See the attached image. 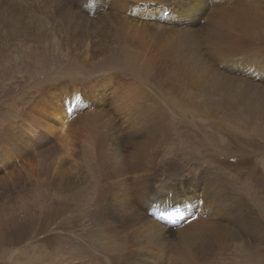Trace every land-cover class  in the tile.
Returning a JSON list of instances; mask_svg holds the SVG:
<instances>
[{"label": "bare ground", "instance_id": "bare-ground-1", "mask_svg": "<svg viewBox=\"0 0 264 264\" xmlns=\"http://www.w3.org/2000/svg\"><path fill=\"white\" fill-rule=\"evenodd\" d=\"M111 1H113L112 4L116 5V11H118L119 13H128V10L126 11L120 9L126 6L125 3H127V0H79L77 2L79 6H76V8L72 7V0H0L1 72H7L11 70L10 67H7L8 62L15 61L17 65H20L21 57H29L30 54L36 61L32 63V69L41 66L42 71H54L56 73L58 71L54 70L51 67L52 65L46 62V64H41L39 63V60L47 61L51 59L54 63H56V61L58 60L57 58H60V60H62L64 58V55L66 54L69 56L67 60L68 62L64 66L69 67L70 63H72L73 65L78 64L79 56L75 51L80 48L79 42L82 41L81 46H83V41L91 38V51L94 49L93 51H96L98 53L96 55V60L93 59L95 55L93 56L91 54V71H104L105 73L108 71H115L116 75H118L117 73H120L118 72V70H121V72H123V74L127 77L124 78L125 82L122 83V85L124 87H130L134 85L136 91L140 93V95H142V97L138 95L142 99L140 98L141 100L135 102V104L133 105V113H129V110H126V113L130 114V117L126 118L127 125L124 126V129L121 128L122 135L117 134V130L115 129L113 122H110V125L112 124L113 132L110 131L111 128L108 130V121L109 119H111V117L105 115L104 111L106 110V107L103 103L101 105L91 103V117L87 115L90 118V124L88 125V122L86 124L89 126V142L91 143L87 146L91 147V176L93 177L95 183V189L91 194V198H95L93 202L95 205L94 208L96 210V216L98 217L97 220L99 221V223H101V225H104L106 223V225H104L102 228V231L104 233L102 238H98L97 248H100L101 246L104 247L103 250L97 254L103 253L112 255L111 258L110 256L106 257L105 255L91 256V264H139V261L142 258H146L149 253L151 254V251L154 250L155 247H160L161 249V246L169 248L170 252L166 251V253H173V255L171 254L170 256H172V258L174 257V260L172 259V262L174 264H254L256 261H260L263 264L264 253L260 248L254 246L253 240L261 230V228L259 227L258 217L261 213L264 214V205L261 208H255V210L253 209V205L251 210H249V208L248 211L244 212L242 209L243 212H240V209L243 206L240 208L239 205L242 204V202H237L236 198L234 197V185L233 182L231 183L228 174H225L216 166L205 164L203 165L201 163H198L200 162V158H197V156L195 157V155L197 154V150L191 149L192 152L190 153L187 152L188 150H185L184 153L186 157L195 162V164H191L193 163L191 162L188 165V168L190 170L199 171L197 175L190 176V178H199L200 182L195 187H188V182H186L188 179L186 181H181L180 183L174 181L168 183L161 190L157 189L151 192V195L145 196L146 192L152 191L153 188L152 186H150L144 190V188L139 187L142 184H146L147 182L144 181L141 176L137 175V173L141 171L145 166H148L149 169L154 168L155 159L158 157H163V150H168L166 152V155L175 156L174 154L179 153V148L183 145L180 143V133L178 134V131L175 129V125L176 122L187 121L180 118L179 114H184L186 116L190 115L192 119L194 117V114L200 115L202 117H205L207 115H210L212 117V115L215 116L216 114L214 112H218L219 114L223 113V117L225 119L221 120L228 123V125H233L235 129L242 131V133L243 131H247V133H255L257 129L258 131H261V133L260 131L259 133H257L260 136L264 137V130L262 131L258 127H264V89H261L259 91V93L263 96L261 100L250 97L232 98L230 96V93H228V91L234 89H240L245 92H250L256 89L257 86H261V84L264 83L263 77L259 82H251V84L247 87L241 86L240 82H235L238 80L236 77L241 75L242 70L244 72L245 64H248L253 59H255V61H263L259 64L254 65L253 67H250L249 70V66L246 67L248 74L252 75L258 70L260 72V76H264V26L259 29L257 25L258 23L254 24V17H257L258 14H253L254 12H251L253 9L248 7L250 8L248 9V13L249 17H251V20H249L248 17L246 19H243L246 25L248 24V29L245 26H242L244 32L240 31V33L237 34L238 32H236L234 28L231 27V29H229L228 27L223 26V18L219 16L221 14L224 15V19L226 17V9H220L225 8V0H210L209 2L212 3V5H210L207 0H160L162 2H165L163 6L165 5L167 9H169V6L171 7L170 11L172 10V4L181 6L182 9L187 10L191 15L194 16L195 22L196 20L199 21L200 17H202L205 12L208 11L209 14L213 13L212 16H209L208 14V21H205V24L202 26V30L204 31L205 36H208L209 39H212V42L210 41L211 43H209L212 46V50L209 49L210 53L208 54V56L210 57L209 59H213V61L217 62L216 69L218 72L215 73L220 74L219 77L216 74L217 78L215 79L216 85L219 86H214L213 84L212 87L205 84L206 87L202 88L201 86H198L200 83L197 81L198 83L195 84L199 88L193 87V90H191L192 86L194 85L191 86V89L189 86V89L188 87H184L185 91L183 88V93L179 92V96H176L178 93L176 92L174 94L175 96L173 95L172 97V101L161 102L156 101L153 96H147L143 91L142 85L138 83L143 82L153 84L152 81L149 82L147 80L150 75H147V72L144 71L145 69L142 68V71H137L135 68L138 67L130 64L132 61L131 56L128 54L126 55V53L124 52H122L118 56H114V54L121 51L116 50L117 46L114 48L110 46V43L113 42L108 39L107 33L109 28L114 27L118 31L119 27L122 24V27L126 29L130 28L128 29L130 32H133L137 28H143L141 25L140 27L133 26L136 20H129L127 19V16H123V14H120V16L118 12L109 13L106 10V6H110ZM160 1L157 0L156 3H161ZM98 3L102 4L101 6L102 8H104V12H100L106 16L100 17V15L97 17H90L91 21L88 22V17L90 16L91 12L87 9H90L91 11L95 10L94 4L96 6V4ZM241 4H243V6H246V3L244 2ZM85 6L87 9L85 8ZM97 7L96 11L101 10V8ZM150 9L151 7L149 8V10L144 9L145 16H150L151 14H153L152 11L150 12ZM174 12H176V14L172 13V16H174L176 20H185V18L180 15L182 13L181 9L177 10V8H174ZM178 12H180V14ZM263 16L264 14H260L258 17L260 19ZM115 19L118 20L116 21ZM138 20H141V18L138 17ZM225 20H227V18ZM231 20L233 19L231 18ZM185 21H187V23L185 25L183 24V26L192 24L191 17L187 16ZM33 23L35 28L27 27V24ZM183 28L184 29H178V31L180 32V30H182L181 33L184 31L187 32L188 35H190L192 30L188 32L187 29L190 28ZM119 36L120 34L118 35V37ZM181 36H183V33ZM192 36L193 35H191V37ZM195 36L193 37V39L195 38ZM128 37L134 40V37ZM180 38L181 37L178 36V39ZM209 39L207 38V40ZM185 41L188 40L186 39ZM192 41L193 40H191L190 42ZM163 43L165 44L166 42H162L161 44ZM196 43L197 42H193V44ZM182 44H184V42ZM209 44H207L208 47ZM189 46L191 48V45ZM163 47H165V45ZM207 48L205 49L206 51ZM117 49L120 48L118 47ZM85 50H87L86 47ZM170 52L173 53V51H171V47L169 53ZM180 52H177L178 55L180 54ZM183 54L184 53H182L181 55ZM187 55L188 54L186 53V56ZM182 57H185V55H183ZM187 57L186 59L189 60ZM174 58L175 60H177L175 56ZM186 59L184 61H186ZM182 60L178 61L179 65L180 62L182 64ZM104 61L105 63L102 64V62ZM127 64L131 66L130 69H127L129 67H125L127 66ZM198 64L201 65L200 63ZM192 67L193 65L189 64L187 66V69H191ZM199 67L201 68L202 66ZM178 68H183V66L181 67L180 65V67H177L176 69ZM176 69L172 68L173 71H175ZM207 69L204 70L205 72L203 71V69L201 71L207 74L206 76H213V73L209 69V71L207 72ZM146 70L154 71L151 70L150 67H147ZM234 70L237 71L238 75L232 73ZM190 71H192V69ZM177 72H179V70ZM182 73L184 72L182 71ZM188 73L184 75L188 76L190 74ZM108 74L106 73L104 78H107L106 75ZM111 77L108 76V81L110 82ZM0 78L2 79V77ZM100 78V76L98 78L96 77V79L92 77L91 81L98 82L99 80H103ZM130 78H135L137 81L134 80L135 83L130 82ZM157 78H159V75ZM127 79L129 81H127ZM209 79L211 80V77ZM191 80L194 79L191 78ZM204 81L205 78L201 82L203 83L202 86L204 85ZM192 82H190L189 80L190 84ZM205 82L208 83V80ZM173 85L176 89L180 88H177L179 84L176 86L173 82ZM93 87L94 86L91 85V90L93 89ZM186 88L188 89V92L186 91ZM184 92H186L187 96L186 94L184 95ZM222 93H226V96L224 98H221ZM59 94L60 90L58 88L47 86L43 88L42 92H37L35 97H38L37 103L35 101H33L35 102L34 104H30L28 102L27 106L29 107L30 112H28L27 116L29 122L21 125L23 136L22 139L20 138V140L22 141L21 145H23L24 143L27 144V140L29 139L27 144L28 148H26L27 150H23L21 148V145H19L17 142H13L10 146V149L7 148L6 144L2 142L3 144L0 146V150H3V154L7 157L9 152L16 153L18 158L21 160L22 166L17 167L15 171L12 169L6 171V175L5 173L3 175L0 174V187L3 189L2 191H0L1 201L8 203H24L27 200L33 201L36 196H41L42 199L46 198L47 194H57L59 197L62 196L64 198L70 197V199H75V196L78 194L79 189L82 188V182L78 178V176H80V171L78 169L77 174H73L74 172L70 173V171H68L69 174H66V172L63 170H61L62 174L61 172H58V169L61 168L63 159L67 156H69L70 158L74 154L73 150L70 147L73 143L71 144V140L69 139L70 137H66V133L64 134V132L70 128H68L67 126H70L68 125V123L74 116V111L78 102L76 93H71V95L70 93L69 95L65 94L64 97H59ZM205 94L213 95V99L201 100L198 98L199 96H203ZM95 95V93L91 94V98ZM138 96L136 95L135 97H137V99L139 100ZM113 107L115 109V106H112V108ZM100 111L104 114H100ZM176 115H178L179 117H177ZM132 116H134V118H132ZM120 117L122 118V116ZM208 118L206 120H208ZM79 124H82V122H79ZM122 125H124V123ZM215 126H213V128ZM8 127L9 130H14V128H12L13 124L12 127ZM67 138L69 139L68 141ZM14 139H18V136ZM203 144L207 148L209 147L214 151H221V149L218 147L219 144L217 142H204ZM45 146L48 148H46ZM55 147L56 154L52 158V160H54L55 162L54 172L50 167L52 162L50 156L53 148ZM119 148L121 150H119ZM33 149H35V151ZM88 150L89 149L87 148V151ZM198 153L203 154L202 152ZM69 158L68 160H70ZM178 159L181 160V158ZM13 160L14 159H9L7 162L12 163ZM261 164L264 168V159H262ZM176 167L178 166H174V168ZM76 168L74 167V169ZM47 170H49V173L51 174H49ZM95 172L97 174H95ZM44 173L48 175V179H44ZM110 173L112 174L113 178L115 177V179L117 175L121 176V174H127L126 177L121 178L118 183L123 186L125 184L126 187V184L132 182L134 187L138 186V189H141V192L143 191L145 193L142 197L144 198L142 202L146 205L148 212V216H146L145 214V218L148 219L147 223L146 221L141 223L140 220H138L137 222L141 223L142 225L140 224L137 231L132 234V238H126L128 243H126L124 248H122L120 245H117L119 250H117V248H106L107 245L112 244L110 242V239L108 238L113 237L106 234L109 230V226L107 224V219H104L105 214L106 217L107 214L112 217L113 215L120 216V214H123L125 212V203L121 202V200H119L118 202L114 201V195L119 194L120 192L115 190L109 191L108 193L110 197L108 201L107 196H104L107 193L104 191L101 181H105L108 176L110 177ZM74 175H76V177H74ZM9 182L15 185L9 186ZM7 187H17V190L15 191L16 195L13 194V197L9 196V192L6 191ZM226 189H229L228 198H225L223 195L226 194ZM32 191L34 193H31ZM89 194L90 193H88V195ZM139 194L141 195L140 191ZM193 209L199 214L195 213ZM149 212L155 217L156 221L149 218L151 216ZM193 212L195 214H193ZM190 213H192L191 216ZM172 215L173 218L171 217ZM213 216L215 218H212ZM158 219L161 221V223L158 222ZM171 220H175V224L171 225L169 223ZM173 228H177V230H169ZM239 228H241L243 234L241 233L242 231H239ZM175 239L177 240L173 241ZM96 243H94V245ZM92 244L91 250L94 251V246ZM120 248L122 250H120ZM157 248L155 250H158ZM156 253L160 252L156 251ZM148 260H150V258ZM260 262H257L255 264H260Z\"/></svg>", "mask_w": 264, "mask_h": 264}, {"label": "rangeland", "instance_id": "rangeland-1", "mask_svg": "<svg viewBox=\"0 0 264 264\" xmlns=\"http://www.w3.org/2000/svg\"><path fill=\"white\" fill-rule=\"evenodd\" d=\"M78 1L79 0H72L71 2L72 7L76 8V6H79V4L77 3ZM156 1L155 0H150V1L148 0L147 1L146 0H127V3H125L126 6L123 8H120L121 10H126V11L128 10L127 11L128 13L126 14L125 12L119 13L118 11H116L115 9L117 7L115 4H112L113 1L110 2L111 3L110 6L108 5L106 6L107 7L106 10L109 13L118 12L119 15L123 14V16L124 15L127 16V19L129 20H133V21L136 20L133 26L140 27L141 25L143 28V29L137 28L133 32H130L128 30L130 28L126 29L122 27L123 24L119 27L118 31L114 27L109 28L108 33H107L108 39L113 42V43H110V46L112 48L117 46V48L119 47L120 49L116 48V50L121 51L119 53L114 54V56H118L119 54L124 52L126 53V55L128 54L131 56V60L133 62L131 61L130 64H132L135 67H138V68H135L137 71H142V68L145 69L144 71L147 72V75L148 76L150 75V77H148L147 80L149 82L152 81L153 84H148V83H143V82L142 83L138 82V83L142 85V88L145 94L150 97L153 96V98L156 101H161V102L172 101V97L176 92H178L176 96H179L178 95L179 92L181 93L184 87L189 86L191 89L192 85L194 86H192L191 90H193V87L199 88L201 86L202 88H204L206 87V85L213 87V84H214V86H219V85H216V81H215L217 76L218 77L220 76L219 73H215V72H218L216 69L217 62L213 61V59L212 60L209 59L210 57L208 56V54L210 53V50H212L211 49L212 46L211 44H209L212 42L211 41L212 39H209L208 36H205L204 31L202 30L203 28L202 26L205 24V21L206 22L208 21L209 12L208 11L205 12V14L202 17H200V20L199 21L196 20L195 22L194 16L191 15L187 10L182 9L181 6L177 4H172L171 5L172 10L170 11V8H171L170 6H169V9H167L165 5L163 6V4H165L164 1L162 2L158 0L161 3H156ZM207 1L209 2L210 0H207ZM243 2L246 3V6L245 5L243 6V4H241ZM209 4L212 5V3L210 2ZM101 5L102 4L98 3L95 6L94 4L95 10L91 11L90 9L86 8L87 6L86 4L85 8L91 12L90 16L88 17V22L91 21L90 17H95V16L97 17L100 15H101L100 17L106 16L101 13V12H104L103 11L104 8H102ZM132 5H135V6H132ZM224 5H225L224 6L225 8H220V9L222 10L226 9L227 12H226L225 19L227 18L228 21L224 19V15L220 14L219 16L223 18L222 19L223 26L228 27L229 29H231V27L234 28L236 32H238L237 34H239L240 31L244 32V29L242 28V26H245L246 28L248 27V24L246 25V23L243 21V19L244 18L246 19L247 17L249 18V20H251V17H249L248 9L252 8L253 10L252 11L250 10V11L252 13L254 12L253 14L255 13L258 14L257 17L260 14H264V0H245V1L244 0H225ZM97 6L101 8V10L96 11ZM150 7H151L150 12L152 11L153 14H151L150 16H145L144 9L149 10ZM174 8H177V10L181 9L182 13L181 14L180 12L178 13L182 17H184L185 20L187 16L191 17L192 24H187V26H183V24L185 25L187 21L176 20L174 16H172L173 15L172 13L176 14V12H174ZM212 14H209V16H212ZM141 15L142 16L144 15L145 17L144 16L142 17ZM138 17H140L141 20H138ZM230 17L233 20H231ZM240 17H243V18H240ZM257 17H254L255 18L254 24L258 23L257 25H258V28L260 29L262 26H264V20H262L264 19V16L260 19L259 17L258 18ZM27 27L35 28L34 23L27 24ZM183 27L190 28V29H187L188 32L192 30L190 35H188L187 32L183 31L182 32L183 36H181L182 30H180L179 32L178 29H184ZM119 34L120 36L118 37ZM191 35L193 36L191 37ZM128 36L134 37V40L129 38ZM178 36L181 38L183 37L184 38L178 39ZM194 36L196 38V39L194 38L195 40L193 39ZM207 38L209 40H207ZM186 39L188 41H185ZM191 40L193 41L190 42ZM161 41L166 42L165 44L163 43L165 47H163L164 45L161 44L162 43ZM183 42L184 44H182ZM193 42L194 43L197 42V43L193 44ZM81 43L82 41L79 42L80 48H78L79 47L78 45L77 47L78 49L75 51L76 54H78L79 56L78 64L73 65L72 63H70L69 67L64 66L68 62L67 60H68L69 55H66V54L64 55V58L62 59L63 61L60 60V58H57L58 60L56 61V63H54L51 59L47 61L39 60V63L41 64L48 63L52 65L51 67L54 70L58 71L56 73L54 71H45V70L42 71L41 66H38V67H35V69H32V63L36 61L30 54H29V57L28 56L21 57L20 65H17L15 61L8 62L7 67L11 68L10 71H7V72L0 71V77H2V79L0 78V146L3 143H5L6 147L9 149L13 142H17L19 145L22 144V141L20 140V138L22 139V136H23L21 125L26 124V122L27 123L29 122L27 115H28V112H30V109L27 106V104L28 102L30 104L31 103L34 104L35 102L37 103L38 97L35 98L37 92L39 91L42 92L43 88L48 86V87L58 88L60 90L59 97H64L65 94L69 95V93L70 95L71 93H76L78 102H77V105L74 111V116H73L74 119L72 118L70 120L71 122L69 121L68 125L70 126H67V127L68 128L70 127V128L64 132V134L66 133V137L68 138L70 137L69 139L71 140V144L73 143L70 147L73 150L74 154L70 158L69 156H67L65 157L67 159L65 158L63 159V162L61 163V168L58 169V172H61L62 174L61 170H63L66 172V174L67 173L69 174L68 171H70V173L74 172L73 174L75 173L77 174L78 172L77 169H78L80 171V176H78V178L82 182V188L79 189L78 194L75 196V199H70V197L68 198H64L62 196L59 197L57 194L55 195L47 194L46 198L42 199L41 196L40 197L36 196V198L33 201L27 200L24 203H17V202L8 203V202H3L0 200V264H91V256L105 255L106 257L107 256H110V258L112 257L111 254H103V253L97 254V253H100L104 247V246H101L100 248H97L98 238L99 237L102 238L104 234L102 231V228L104 225H106V223L104 225H101V223H99V221L97 220L98 217L96 216V210L94 208L95 205L93 202L95 198L93 197L91 198V194L93 190L95 189V183H94L93 177L91 176L92 175L91 157H90L91 147L87 146L91 144L89 142L90 134L88 133L89 132L88 125L90 124L89 117H91L90 115L91 114V103L98 104V105H101L102 103L104 104V106L106 107V110L104 111L105 115H107L108 117H111V119H109L108 121L109 122L108 130L111 128L110 131L113 132L112 124L110 125V122L111 123L113 122L114 127L117 130V131L115 130L117 134L122 135L121 134L122 129H124V126L127 125L126 118L130 117V114L126 113V110L127 111L129 110L128 111L129 113L130 112L133 113L134 112L132 111L133 110L132 108H134L133 105L135 104V102L140 101L142 99L141 98L142 95H140V93L136 91L134 85L130 87L128 86L124 87L122 85V83L125 82L124 78H127V77L126 75L123 74V72H121V70H118V72H120V73H117L118 75H116L115 71L106 72L107 74L109 73L108 75H106L107 78H104L106 74L104 71H91V54L93 56L95 55L93 59L96 60L97 59L96 55L98 53L96 51H93L94 49L91 51V38H88L86 41H83L84 43L83 46H81ZM206 43L209 44V47ZM169 45L173 53L172 52L169 53V50H170ZM189 45H191V48ZM85 47L87 48V50H85ZM185 47H186V50H185ZM206 48H207V51L205 50ZM177 52L178 53L180 52V54L178 55ZM182 53H184L183 55H185V57H182L183 56L181 55ZM186 53L188 54L187 55L188 57L186 56ZM56 54H59V53H56ZM174 56L177 58V60H175ZM186 57L189 60H187ZM185 59L186 61H184ZM180 60L183 61L182 64L180 62V65L181 67L183 66V68L176 69L177 67H180L179 62H178ZM262 61L263 60L255 61V59H253L252 61H250L251 63L249 62L248 64H245L244 72L242 70L241 75L236 77L238 80L235 82H240L241 86L247 87L251 84V82H259L262 77L264 79V76H260V72L258 70L254 72L252 75H249L247 68H246L249 66L248 67V70H249L250 67H253L256 64H259ZM169 62L171 63V66ZM186 62L187 63L191 62V63L187 64ZM104 63L105 61L102 62V64ZM198 63H200L201 65H199ZM189 64L193 65V67L191 68L192 71H190L191 70L190 68H188L189 70L187 69V66ZM128 65L129 64H127V66L125 67H129L127 69H130L131 66L130 65L128 66ZM198 65L202 67L200 68ZM147 67H150V69L154 71H147L146 70ZM172 68H175L176 70L173 71ZM204 68L206 69L208 68L213 73V76H209V75L206 76L207 74L204 73L205 72L204 70L206 69ZM184 69L186 71L188 70L190 74L188 73V71L186 72ZM202 69L204 72L201 71ZM208 69H207V72L209 71ZM178 70L179 72H177ZM182 71L184 73H182ZM194 71L197 73H195ZM186 73L189 74V75L187 74L189 77L184 75ZM232 73L237 74V71L234 70ZM151 74H154V75H151ZM201 74L202 75L204 74L203 75L204 77ZM158 75H159V78H157ZM99 76L101 77L100 79H103V80H99L98 82L91 81L92 77L96 79V77L98 78ZM108 76L109 77L112 76L111 82L108 81ZM195 77L199 80H197ZM210 77H211V80L213 77L212 81L209 79ZM191 78L194 80H191ZM204 78H205V81L208 80V83L204 81V85L205 84L206 85L202 86L203 83L201 82L204 80ZM134 80L136 79L130 78V82L135 83ZM189 80L190 82L192 81L193 82L190 84ZM127 81L129 80L127 79ZM197 81L201 84V85L200 84L198 85L199 87L196 85L198 83ZM173 82L175 83L176 86L179 84L177 88L178 87L180 88L176 89L175 86L173 85ZM103 84H107V85H103ZM91 85L94 86L92 90H91ZM174 88L176 89V91ZM188 89L186 88L187 92H188ZM261 89H264V83H262L261 86H257L256 89L250 92L248 91L245 92L240 89H234V90L228 91V93H230V96L232 98L250 97V98L261 100L263 98V96L259 93ZM184 91H185V88H184ZM94 93L96 95L91 98V94H94ZM185 94L186 92H184V95ZM136 95L141 96V97L138 96L139 100L137 99V97H135ZM225 96H226V93L221 94V98H224ZM198 98L201 100H211L213 99V95L205 94L203 96H199ZM112 106H115V109L114 107L112 108ZM214 113L216 114L215 116L212 115L213 118L207 114H206L207 116H205L206 118L200 115L194 114V117L192 119L190 115L186 116L183 114L184 115L183 116L179 114L180 118L187 120L183 122H176V125H175V129L178 131V134L180 133L179 134L180 143L183 145L182 147L179 148V153L174 154L175 156L166 155V152L168 150H163L164 155L163 157H158L155 159L154 168L149 169L148 166H145L141 171L137 173V175L141 176L142 179L147 182L146 184H142L139 187H142L145 190L146 188L152 186L153 188L152 191L146 192L145 194L143 191L141 192V189H138V186L134 187L132 182H129L128 184H126L127 185L126 187H125V184L123 186L120 183H118V181L121 178H125L127 174L126 175L121 174V176L117 175L115 179V177L113 178L112 174L110 173L109 174L110 177L109 176H108L109 178L107 177L108 179L106 178L105 181H101V183L103 184L102 187L104 191L107 193L104 195L105 197L107 196V201L109 200V197H110L108 192L111 190H115L120 193L114 195V201L118 202L119 200H121V202L125 203V212L123 214H120V216L113 215L112 217H110L109 214H107V217H106V214H105L106 218L104 217V219H107V224L109 226V230L107 231L106 234L113 237V238H108L110 239V242L112 244L107 245L106 248L108 249L117 248V250H119L117 245H120L122 248H124L126 243H128L126 238H132L133 236L132 234L137 231V229L139 228V225L142 222L146 221L147 223L148 219L145 218V214L146 216H148V212H147L146 205L142 202V200L144 199L142 198L144 194L145 196L147 195L149 196L151 195V192L157 189L161 190L168 183L174 182V181H177L178 183H180L181 181H186L188 179L186 182H188L187 184L189 188H192L198 185V183L200 182L199 178L197 177L190 178V176L197 175L199 171L190 170L188 168V165L193 161L184 155L185 150H188L187 151L188 153L192 152L191 149L197 150V154L195 155V157L197 156V158L198 157L200 158L199 160L200 162L198 163H201L203 165L205 164V165L216 166L221 171H223L225 174H228V177L230 178L231 183L233 182V185H234V189H235L234 197L236 198L237 202H240V203L242 202V204L239 203L240 208L243 206L240 209V212H243V211L246 212L248 211L249 208H250L249 210H251L253 205H254L253 207L254 210L255 208L258 209V208L263 207L264 205V168L261 162H262V159H264V137L258 134L260 130L258 131L257 129L255 133H247V131L245 132L243 131L242 133V131L235 129L233 125L231 124L228 125V123L221 120V119H225L223 117V113L222 114H219L218 112H214ZM100 114H104V113H101L100 111ZM120 116H122V118ZM176 116L179 117L178 115ZM20 117L23 119H21ZM119 117L122 119V121ZM132 118H134V116H132ZM207 118L208 120H206ZM79 122L80 123L82 122V124H79ZM87 122H88V125L86 124ZM122 122L124 123V125H122L123 124ZM12 124H13V127H12ZM8 126L14 128V130H9ZM213 126L215 127L213 128ZM258 127L262 131L264 130L263 126L262 127L258 126ZM7 132H8V135H7ZM17 136H18V139L15 140L14 138ZM68 138H67V141L69 140ZM28 140H27V144H28ZM204 142L205 143H208V142L216 143L217 142L219 144L218 147L221 149V151L220 150L214 151L210 149L209 147L207 148L203 144ZM27 144L24 143L23 145H21V148L23 150L28 148ZM87 148L89 149L88 151H87ZM55 149L56 147L53 148L52 150V153L50 156L51 160L53 156L56 154ZM33 150L35 151V149ZM119 150L121 149L119 148ZM198 152H202L203 154L198 153ZM0 153H2L0 154V174L1 175H3L6 171L10 169L15 171L17 167L22 166L21 160L18 158L16 153L9 152L7 157L3 154V150H0ZM68 158L70 160H68ZM178 158H181V160H179ZM9 159L11 160L14 159V160L12 163H8L7 161ZM191 164H195V162ZM54 165H55V162L54 160H52L50 167L52 171L55 172ZM176 165L178 167L174 168V166ZM74 167L76 169H74ZM47 172L49 173V170H47ZM95 174L97 173L95 172ZM43 177L44 179H48V175L46 173L43 174ZM74 177H76V175H74ZM12 185H15V184L9 182V186H12ZM16 188L17 187H7L6 191L9 192L8 195L12 197H13V194L16 195V192H15L17 190ZM2 190L3 189L0 187V191ZM132 191L133 192L135 191V192L133 193ZM139 191L141 195L139 194ZM225 191H226L225 192L226 194H223V195L225 198H228L229 189H226ZM54 192H57V191H54ZM31 193H34V192L32 191ZM88 193L90 194L88 195ZM244 206L245 208L246 207L247 208L245 209ZM150 212L149 214L151 215ZM195 213H198V212L195 211ZM195 213L193 212V214ZM191 215L192 213H190V216ZM151 216L149 218L156 221L155 217L154 216L151 217ZM212 218H215V217L213 216ZM138 220H140L141 223H138L137 222ZM258 221H259V227L261 228V230L259 231L255 239L253 240V244L255 247L260 248L261 251L264 253V214L263 213H261L260 216L258 217ZM158 222L161 223L159 219H158ZM169 230H177V228L176 229L173 228ZM239 231H242L241 228H239ZM241 233L243 234V231ZM176 240L177 239L173 241H176ZM94 243L96 244L94 245ZM91 244L94 246V251L91 250ZM164 247L165 246L163 247L161 246V249L160 247L158 248L155 247L154 250L151 251V254L149 253V255L146 258H142L139 261V264H167V263L172 264L174 257L172 258V256L170 255L171 254L173 255V253H168V252L166 253V251H169V248L168 247L164 248ZM156 248L158 250H155ZM120 250L122 249L120 248ZM156 251L160 253H156ZM152 252H153V255H152ZM149 258L150 260H148ZM257 262L259 263L260 261H256L255 263ZM260 264L262 263L260 262Z\"/></svg>", "mask_w": 264, "mask_h": 264}]
</instances>
